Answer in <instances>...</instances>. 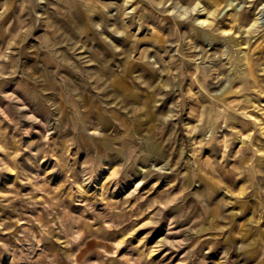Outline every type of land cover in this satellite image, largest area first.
Returning a JSON list of instances; mask_svg holds the SVG:
<instances>
[{"label": "clouds", "instance_id": "1", "mask_svg": "<svg viewBox=\"0 0 264 264\" xmlns=\"http://www.w3.org/2000/svg\"><path fill=\"white\" fill-rule=\"evenodd\" d=\"M0 264H264V0H0Z\"/></svg>", "mask_w": 264, "mask_h": 264}]
</instances>
